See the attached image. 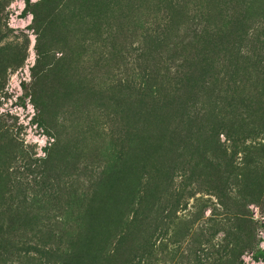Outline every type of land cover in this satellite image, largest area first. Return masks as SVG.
Segmentation results:
<instances>
[{"label":"rangeland","instance_id":"obj_1","mask_svg":"<svg viewBox=\"0 0 264 264\" xmlns=\"http://www.w3.org/2000/svg\"><path fill=\"white\" fill-rule=\"evenodd\" d=\"M0 0V264H264V0Z\"/></svg>","mask_w":264,"mask_h":264},{"label":"trees","instance_id":"obj_2","mask_svg":"<svg viewBox=\"0 0 264 264\" xmlns=\"http://www.w3.org/2000/svg\"><path fill=\"white\" fill-rule=\"evenodd\" d=\"M27 3H29L30 1L29 0H26Z\"/></svg>","mask_w":264,"mask_h":264}]
</instances>
